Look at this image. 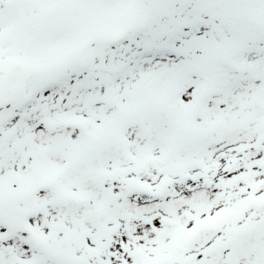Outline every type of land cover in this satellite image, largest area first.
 I'll return each instance as SVG.
<instances>
[{
    "label": "snow or ice",
    "instance_id": "6c2138e0",
    "mask_svg": "<svg viewBox=\"0 0 264 264\" xmlns=\"http://www.w3.org/2000/svg\"><path fill=\"white\" fill-rule=\"evenodd\" d=\"M0 264H264V0H0Z\"/></svg>",
    "mask_w": 264,
    "mask_h": 264
}]
</instances>
